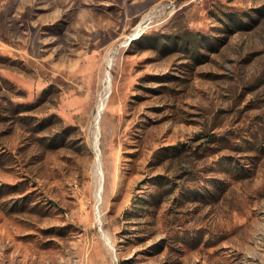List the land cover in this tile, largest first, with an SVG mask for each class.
<instances>
[{"label":"rangeland","instance_id":"obj_1","mask_svg":"<svg viewBox=\"0 0 264 264\" xmlns=\"http://www.w3.org/2000/svg\"><path fill=\"white\" fill-rule=\"evenodd\" d=\"M0 264H264V0H0Z\"/></svg>","mask_w":264,"mask_h":264},{"label":"bare ground","instance_id":"obj_2","mask_svg":"<svg viewBox=\"0 0 264 264\" xmlns=\"http://www.w3.org/2000/svg\"><path fill=\"white\" fill-rule=\"evenodd\" d=\"M99 111V110H98ZM98 168V171H99V173H100V170H99V167H97ZM101 182V179H100V177H99V183ZM99 190V189H98Z\"/></svg>","mask_w":264,"mask_h":264}]
</instances>
